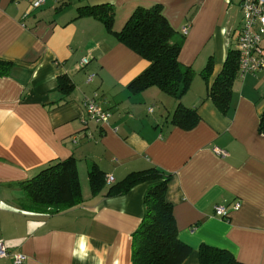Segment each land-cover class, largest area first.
<instances>
[{"label": "crops", "instance_id": "1", "mask_svg": "<svg viewBox=\"0 0 264 264\" xmlns=\"http://www.w3.org/2000/svg\"><path fill=\"white\" fill-rule=\"evenodd\" d=\"M29 1L0 0V61L11 63L0 76V240L9 252L26 255L23 264H132V233L143 217L148 183L115 197L104 196L105 184L92 195L88 170L94 164L112 184L151 167L170 175L166 201L177 238L190 247L182 264H198L201 244L243 264H264V132H258L264 70L235 78L226 114L208 96L237 38L241 18L236 26L231 11L240 12V0H45L35 9ZM103 4L114 9L113 32L136 7L154 4L178 35L189 25L178 61L195 76L180 100L156 87L127 90L150 62L93 16H78L80 7ZM210 57L206 82L199 73ZM88 74L94 75L89 83ZM60 75L74 86L64 98L57 91ZM94 94L109 113L108 124L84 111V99ZM177 104L198 113L191 129L170 124ZM69 157L76 161L81 203L57 213L26 209L22 186ZM236 202L238 210H230ZM217 205L228 210L227 218L215 215ZM0 264L13 263L7 257Z\"/></svg>", "mask_w": 264, "mask_h": 264}, {"label": "trees", "instance_id": "2", "mask_svg": "<svg viewBox=\"0 0 264 264\" xmlns=\"http://www.w3.org/2000/svg\"><path fill=\"white\" fill-rule=\"evenodd\" d=\"M162 10L160 4L138 6L118 32L112 30L114 9L109 4L80 7L78 16H93L114 33L122 45L150 62V66L127 86L131 94L156 87L178 101L188 90L195 71L178 61L183 35H178L170 26ZM235 42L230 43L222 69L209 89L208 96L222 114L229 110L231 86L238 76ZM10 67L11 63L0 61V76L8 75ZM199 74L206 82L209 81L212 74L211 57ZM57 82V91L63 98L74 88L66 75L58 76ZM65 101L62 100L58 105ZM198 120L195 109L177 104L169 122L189 130ZM258 132H264V111L259 118ZM169 180V174L151 167L129 173L122 180L109 185L104 193L105 197H115L127 193L138 184L148 183L143 196V217L132 233V264H182L190 253V247L177 238L172 205L166 201ZM88 181L92 195L99 194L105 187V175L94 164L88 170ZM22 188V204L32 212L57 213L81 203L76 161L73 157L49 164ZM198 264L243 263L226 250L201 244L198 248Z\"/></svg>", "mask_w": 264, "mask_h": 264}, {"label": "built area", "instance_id": "3", "mask_svg": "<svg viewBox=\"0 0 264 264\" xmlns=\"http://www.w3.org/2000/svg\"><path fill=\"white\" fill-rule=\"evenodd\" d=\"M45 0H30L29 6L32 9L40 7ZM239 8L241 12V22L238 35L235 42V49L238 53V76L242 77L245 74L256 73L264 70V48L260 46L262 36H264V0H240ZM189 30V25H184L180 28L182 35H186ZM88 63V59L82 58L80 66ZM94 75L88 74L86 82L92 81ZM85 113L98 124H108L109 113L103 110L96 103V94L92 97H87L83 101ZM152 111V108L149 109ZM214 152L224 157L226 152L219 148H214ZM113 178L109 175L105 176V184L111 185ZM239 203H234L230 210H238ZM215 215L220 218L228 217V210L217 205L214 208ZM9 257L13 264H23L27 257L21 253H10L8 248L0 240V259Z\"/></svg>", "mask_w": 264, "mask_h": 264}, {"label": "rangeland", "instance_id": "4", "mask_svg": "<svg viewBox=\"0 0 264 264\" xmlns=\"http://www.w3.org/2000/svg\"><path fill=\"white\" fill-rule=\"evenodd\" d=\"M231 15L233 16L234 19H236L235 25L238 26V23L240 22V12L235 8L231 11ZM227 42V41H226Z\"/></svg>", "mask_w": 264, "mask_h": 264}]
</instances>
